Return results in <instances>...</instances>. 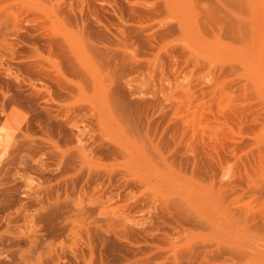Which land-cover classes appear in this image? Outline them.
<instances>
[{"label": "rangeland", "instance_id": "rangeland-1", "mask_svg": "<svg viewBox=\"0 0 264 264\" xmlns=\"http://www.w3.org/2000/svg\"><path fill=\"white\" fill-rule=\"evenodd\" d=\"M0 131V264H264V0H0Z\"/></svg>", "mask_w": 264, "mask_h": 264}, {"label": "bare ground", "instance_id": "bare-ground-1", "mask_svg": "<svg viewBox=\"0 0 264 264\" xmlns=\"http://www.w3.org/2000/svg\"><path fill=\"white\" fill-rule=\"evenodd\" d=\"M97 19V18H96ZM126 19V18H125ZM100 20V19H99ZM99 23H101V22H99ZM126 25V24H125ZM130 26V25H129ZM129 27H127V29H128ZM111 29V28H110ZM125 29V28H124ZM124 29H122V30H124ZM131 29H133V28H130V30ZM135 29V28H134ZM133 29V30H134ZM137 30V29H136ZM132 31V30H131ZM140 31V30H139ZM125 32H126V30H125ZM107 33V32H106ZM124 35V34H123ZM129 35H131V34H129ZM106 36V35H105ZM127 36V35H126ZM128 37V36H127ZM126 37V38H127ZM121 38V37H120ZM123 38V37H122ZM129 39V38H128ZM149 42H151V41H149ZM153 43V42H152ZM150 45V44H149ZM149 47V46H148ZM132 54V56L134 55L133 53H131ZM109 56V55H108ZM153 61V60H152ZM139 62V61H138ZM126 68V67H125ZM126 70V69H125ZM129 70V69H128ZM113 73V72H112ZM132 73V72H131ZM72 82V81H71ZM132 82V81H131ZM118 84H120V83H118ZM127 86V85H126ZM122 87V86H121ZM120 87V88H121ZM116 88H117V86H116ZM124 88L126 89V87L124 86ZM130 88V87H129ZM124 89V90H125ZM132 89V88H131ZM113 90H114V88H113ZM133 90H135V89H133ZM110 90H108V92H109ZM112 91V90H111ZM118 91H120V90H118ZM131 91V90H130ZM121 92V91H120ZM133 91H131L130 93H132ZM52 93V92H51ZM125 93H127L126 92V90H125ZM56 94V93H55ZM121 94V93H120ZM128 94V93H127ZM109 95H110V92H109ZM116 95V94H115ZM142 95V94H141ZM120 96V95H119ZM126 96V95H125ZM116 97H117V95H116ZM114 98V97H113ZM118 98V97H117ZM129 98V97H128ZM123 99V98H122ZM130 99V98H129ZM142 99V98H141ZM140 99V100H141ZM115 99H113V101H114ZM120 100V99H119ZM147 100V99H146ZM112 101V100H111ZM131 101V100H130ZM118 102V101H117ZM147 103H148V100L146 101ZM120 103H121V101H120ZM130 103V102H129ZM118 104V103H117ZM143 104V103H142ZM149 104V103H148ZM127 105V104H126ZM135 105V104H134ZM119 106H121L120 104H119ZM132 106V105H131ZM116 107H117V105H116ZM163 108V107H162ZM116 109V108H115ZM114 109V110H115ZM119 109V108H118ZM122 108H120V110H121ZM127 109V108H126ZM135 110V109H134ZM138 110V109H137ZM116 111V110H115ZM119 111V110H118ZM120 112H122V111H120ZM123 113H125V112H123ZM129 113V111L127 112V114ZM137 114V113H136ZM125 115V114H124ZM128 116V115H127ZM126 116V117H127ZM136 116V115H135ZM119 117H121V116H119ZM118 116H117V118H119ZM124 117V116H123ZM126 117H125V119H126ZM129 117V116H128ZM143 118H144V116H143ZM121 119V118H120ZM130 119V118H129ZM122 120V119H121ZM142 120V119H141ZM126 121V120H125ZM129 121V120H128ZM137 122V121H136ZM143 122V121H142ZM141 122V123H142ZM121 123H123V120H122V122ZM131 123H134V122H131ZM144 123V122H143ZM124 124V123H123ZM125 124H126V122H125ZM133 125V124H132ZM52 126V125H51ZM73 126H75L74 124H73ZM133 126H131V128H132ZM141 127V126H140ZM139 127V128H140ZM130 128V127H129ZM128 128V129H129ZM130 128V129H131ZM135 128V127H134ZM137 128V127H136ZM132 130H133V128H132ZM52 132V131H51ZM46 133V132H45ZM50 134V133H49ZM10 134L8 135H5V133H3V132H1L0 131V148H5V147H7V145H8V141H10L9 139H10ZM79 139V138H78ZM12 146V145H11ZM110 150H112V149H110ZM113 151V150H112ZM118 151V150H117ZM114 152V151H113ZM112 152V153H113ZM120 153V152H119ZM121 154V153H120ZM70 157H71V155H70ZM55 212L57 211V210H54ZM59 212V211H58ZM55 214V213H54ZM59 215V214H58ZM55 217H57V216H55ZM59 217V216H58ZM184 220V219H183ZM163 221V220H162ZM180 229V228H179Z\"/></svg>", "mask_w": 264, "mask_h": 264}]
</instances>
